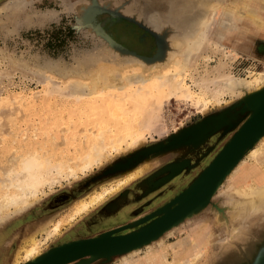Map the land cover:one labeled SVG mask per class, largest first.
<instances>
[{"label": "rangeland", "instance_id": "1", "mask_svg": "<svg viewBox=\"0 0 264 264\" xmlns=\"http://www.w3.org/2000/svg\"><path fill=\"white\" fill-rule=\"evenodd\" d=\"M93 1L135 17L155 30L162 45L169 46L167 51L163 47L166 58L146 63L115 51L91 26L82 24L88 18L87 14L82 15L83 10ZM235 1L0 0V180L11 176V169L21 170L19 161L24 155L65 163L55 182L44 184L30 200L18 207L11 205L0 215L1 237L19 221L7 245L15 238L18 245L22 240L26 244L24 233L29 228L42 251L66 241L69 232L93 220L94 213L107 200L125 188L133 191L138 182L145 184L163 172L185 143L191 150L202 141L200 152L205 151L206 160L188 183H180L170 196H177L198 177L247 118L242 96L256 89L253 79L262 76L261 82L264 81V30H256L247 19L243 36L240 23L244 20L238 17L247 14L248 7H240L233 16L229 5ZM218 3L222 4V10H216ZM108 14L102 12L97 17L104 19ZM132 23L123 20L117 28L108 26L132 49L153 54L156 37L148 31L152 37L139 41L143 30ZM237 37L243 38L238 42L241 46L233 43L232 39L236 41ZM210 42L221 49L212 51L207 45ZM191 57L192 66L180 73V63ZM220 59L227 61V72L239 80L240 87L224 92L217 103L212 93L204 94L199 82L207 68L216 66ZM175 74L183 76L189 93L173 91L164 83L166 75ZM203 125L201 130L197 127ZM195 127L198 129L180 142L161 147L182 131ZM101 132L103 155L92 160ZM257 144L258 140L244 154L240 171H254L261 166L260 161L249 156ZM185 154L188 151L181 156ZM144 160L151 162L147 170L137 178L121 182L129 170L142 166ZM261 160L264 162V158ZM226 176L212 202L182 222L166 239L173 242L193 227L202 230V236L209 238L210 243L190 264L264 262V199L256 202L254 212L242 211L229 221H219L217 211L212 208L213 202L223 206L233 205L236 200L233 185L242 177L228 173ZM171 180L166 179V184L172 183ZM111 187L114 189L87 211L75 210L81 198ZM58 201L63 203L51 206ZM110 207H117L116 200ZM161 209L156 214H163ZM57 223L60 230L48 235ZM18 245L11 247V251ZM118 258L119 254L100 257L90 264H114ZM169 258L172 259L171 252ZM24 261L22 258L15 264ZM0 262L4 264L3 259Z\"/></svg>", "mask_w": 264, "mask_h": 264}, {"label": "bare ground", "instance_id": "2", "mask_svg": "<svg viewBox=\"0 0 264 264\" xmlns=\"http://www.w3.org/2000/svg\"><path fill=\"white\" fill-rule=\"evenodd\" d=\"M240 7H243V9L248 7L247 14L243 13L241 16L238 15L240 18H243L244 20V22L242 21L243 22L242 27H244L243 30H247L248 26L245 23L247 19L254 24V28L256 30L259 31L264 30V12H262L264 9L263 0H237L235 2H231V5H229V10L232 12L234 16L237 14V11ZM215 8L217 11L222 10V4L218 3V5L215 6ZM225 8H228V6L225 5ZM214 14L215 13H213V15ZM228 18L229 15L227 17V20ZM207 45L208 46L210 45V49L212 48V51H217L221 49L219 46H216L214 43L211 44V42L210 44ZM200 51L201 50H199V52ZM209 55L210 54L206 56ZM187 61L188 62L184 64L180 63V71H179L180 73L181 71L184 70L185 67L192 66L191 62L193 61V58L191 57ZM176 74L166 75V81L164 83L167 82V84L169 85V87L172 88L173 91L182 90L186 93H189V87H187L184 84L183 76L179 78ZM262 80H263L262 76H256L253 79L252 82L257 84L256 89L264 88V81L261 82ZM238 81L239 80H237L233 75L227 72V61H225L224 59H220L216 66L214 65L209 69L207 68L206 75L202 76V81H200L199 83H201L202 85L204 94H207L208 92L212 93V98L217 103H220L222 99L221 96L223 95L224 92H228V91L233 92L235 91V89H238V87H240L239 85H237ZM211 86L214 87L212 88ZM259 127L261 128V126L258 125L255 126L254 128H251L249 132H247L245 135L241 137V139L235 145L234 149L231 150L229 154H227V156L220 164V166L217 169H215L206 178L205 184L203 185L204 187L202 186L203 188H201L202 191L200 193L198 192L194 199L193 198L191 200L189 199L190 202L184 205L181 211L179 212L177 211L176 213L172 214V216L168 220L166 219L167 225L164 229H158L157 231H153L154 233L152 232L153 234L151 233L152 235H150V237H148L147 239L143 240L142 242H138L137 244L131 247H127L125 251L119 253V258L114 264H190L195 260H197L202 255L203 251L207 248L208 244L210 243L208 241L209 238L207 239V237L205 238L202 236L203 233L201 229L193 227L189 233H187L182 238H178L173 242H168L166 241V239L170 234H172L175 231L177 227H179L182 224V222L192 218L195 215V213H198L200 210H202V208L208 206V204L212 202L211 198H213L216 195V192L220 190V187L223 185L225 181V177L229 176V175L226 176L227 173L231 174V176L241 175L242 179L238 183H236L237 184L236 186L233 185L234 198L236 199L233 205H229L227 203L222 206L218 203H214V202L211 203L212 208L216 210L218 213L217 214L218 220L219 221L232 220L233 217L235 218L242 211L248 212L251 210L254 212L256 209L255 207L257 206L256 202L264 199V162L263 160H261L264 158V133L258 139L259 144H257L256 147H254L249 153V156L251 158L260 161L261 166L254 169V171L252 170L245 171L246 169L240 171V168L243 165L244 162L243 159L246 157L245 156L243 158L244 154L246 153V151L244 150L252 143V141L250 142V137ZM197 129L198 128L186 129L182 131L180 135L174 136L172 138V141L181 140L190 133L195 132ZM99 137H100L99 143L94 146L95 155L90 157V159L92 160L100 156L102 157L103 155L102 151L104 144L102 143L103 141L102 132H101V136L99 135ZM17 156H21V155L17 154ZM17 156L15 157L17 158ZM46 158L47 157H44V159ZM46 160L49 159L47 158ZM45 161L34 156L32 157L31 155L30 156L24 155L21 157L19 161L21 164L19 165L21 168L20 167L19 168L21 170L16 172L13 171V169H11L10 170L11 176H8V178L7 177L2 178V180H0L1 182L0 183L1 184L0 215L3 212H5L7 209H9L11 205L14 207H18L24 204L25 202L30 200L32 196H35L38 190L44 184L46 183L51 184L55 182L59 178V176L62 175V174L59 175V173H61L62 165L65 164L64 162L52 163L51 162L52 160L47 162ZM150 163L151 162L149 160H144L142 166L133 167L132 169L130 168L131 170L127 172L128 174L127 177L121 180V182L131 180L132 178L135 177L137 178L145 171V169L147 170L150 167L151 165ZM226 170L228 172L225 174V177L222 178V175ZM259 170L260 172H258ZM12 187L14 188V190H12ZM1 188H5V189L1 190ZM113 189L114 187H111L110 189H106L104 191L95 193L91 195L89 198L87 197L81 198L78 204L76 205L75 210L78 213H83L87 211L91 206L99 202L107 192ZM206 192L208 193L209 199L205 198L207 196L205 195ZM124 217L126 216L124 215ZM148 217H150V215L146 216L145 218L148 219ZM103 225L105 226V224ZM103 225L101 224L99 228ZM96 227L97 226L90 227L87 230L85 229L83 231L82 230L76 231L70 229L71 231L69 232V235H67L66 238H69L67 240H71L79 237L90 236L84 234L86 232L90 233V231L95 229ZM59 230H60V226L57 223L53 226V228L49 232H47V234L48 235L52 233L55 234ZM120 234L122 235V233ZM24 237H26V241L28 240L27 243L24 244V240L20 242L18 248L15 249V251L12 253L10 257V264H15L21 261L22 258H24L25 261L32 259L43 252L40 248V243L38 242V239L35 238L34 234L31 232V228L26 229L24 233ZM198 237H201L202 240ZM142 251L144 252L142 253ZM170 252L172 253V259L169 258Z\"/></svg>", "mask_w": 264, "mask_h": 264}, {"label": "water", "instance_id": "3", "mask_svg": "<svg viewBox=\"0 0 264 264\" xmlns=\"http://www.w3.org/2000/svg\"><path fill=\"white\" fill-rule=\"evenodd\" d=\"M102 12H108L111 15L126 18L128 20L136 22L141 27L152 33L156 37L157 41L156 51L153 54L140 53L137 50L132 49L126 46L121 41L117 40L114 36H112L110 32L106 30V28L103 26V22L98 20L97 16ZM83 14H87L88 18L86 21H83L82 24L91 26L96 34L102 37L107 42V44L111 46L115 51H118L119 53L124 55H133L146 63L162 61L166 58V51L167 47L169 46L166 43L164 44V46L166 47L165 51L163 49L164 46L161 43L162 41L160 39V35L151 27L144 24V22L137 20L135 17L125 15L121 11L110 6H103L96 1H93L92 4L86 7L83 10L82 15ZM163 33L167 35V32L163 31ZM242 98L243 106L248 112L247 118L242 122L239 129L217 153L210 164L205 169H203L198 177L194 179V181L181 193H179L162 207L161 210H164V212H162L163 214L154 218L152 221H150L140 229L126 232V234L122 233L121 235L120 233L115 232L123 229L124 227L130 226L131 224L110 230H104L97 235H90L63 241L54 246L48 247L36 257L26 260L21 264H90L100 257L109 258L112 255L119 254L122 251H125L127 247H131L138 242H142L143 240L150 237V235L154 233L153 231L164 229L167 225L166 219L168 220L172 216V214L176 213L177 211H181L184 205L190 202L192 198L194 199L198 192L200 193L202 191L201 188L204 187L203 185L205 184L206 178L220 166L227 154H229L231 150L234 149L235 145L243 135L249 132L251 128H254L257 125L261 126V128L259 127L258 129H256L250 137V142L252 141L253 143L254 141L258 140L259 137L264 133V88L247 92L242 96ZM204 125L206 126L208 125V123H205ZM197 127L201 129L203 126ZM180 141H172V139H170L168 144H162L161 147L171 145ZM252 143L250 144V146L252 145ZM250 146H248L244 151L247 152ZM181 164L182 162L174 164L175 166L171 167L172 172L176 171V168H179ZM227 170L223 173L222 178L225 177V174L228 172ZM205 195L207 196L204 197L206 199H209L207 192ZM154 214L155 213H152L150 216H153ZM144 220H146V218L140 219L139 221ZM262 264H264V262Z\"/></svg>", "mask_w": 264, "mask_h": 264}, {"label": "flooded vegetation", "instance_id": "4", "mask_svg": "<svg viewBox=\"0 0 264 264\" xmlns=\"http://www.w3.org/2000/svg\"><path fill=\"white\" fill-rule=\"evenodd\" d=\"M108 15L109 16L106 18H104V19L98 18V20L102 21L103 26L106 28V30L108 32H110L112 34V36H114L117 40H119L115 36V34L110 30L108 25L113 26V28H117L119 25V22H121L123 20L126 22H130V23H132L133 21H131V20L128 21V19H126V18H121V17L116 16L118 18V20H117V18H114L113 16H111V14H108ZM132 24L137 25L138 27H140L143 30L142 35H140L138 38L139 41L145 42L146 39H150L152 37L148 33V31L146 29H144L143 27H141L138 23L134 22ZM153 39H154V37H153ZM126 46H128V45H126ZM135 50L139 51L138 49H135ZM203 127H204V125H203ZM201 142L202 141H200V144L198 147H194L195 149H191V150L188 149V147H189L188 144H186V143L183 144L182 146H180L181 148L180 149L178 148V150L176 151L175 156H177V158L170 161V163H169L170 165L166 166L165 170H163V172H161L153 180H151L149 182H145V184H141L142 181H140L137 183V187L133 191L131 188H125L122 191H120V194L118 196H115V197L107 200L100 207L99 211L94 213V216L92 218H94V217L95 218L93 220L89 221V223H84V224H86L85 229L87 230L88 228H90L91 227L90 225H93L96 222V218H99L100 222L103 221V222H101V224L102 225L105 224V226L104 225L102 226L103 229H101V230H104V229L110 230V228L114 229L116 227L118 228V227H121L124 225H130L133 223L132 226H127V227H125L126 229L123 228V229L115 232V233H126V232H130V231L139 229L140 226L146 225L151 220H153L155 217L159 216L160 214H158V213L156 214V211L160 207H163L167 202L170 201V199L173 198L172 196H170V194L173 193L178 188V185H181L184 182L188 183V181L191 179V176L196 173V169L198 168V166L200 164L202 165L204 163V161L206 160L204 158V155H203V153H205V151L200 152V148H201V144H202ZM187 151H188V154L181 156L183 153H186ZM180 153H182V154H180ZM192 155H197V156H192ZM178 162H182L183 165L180 166L179 168L177 167L176 171L172 172L171 167L175 166L174 164H176ZM193 167H196V168L194 169ZM159 178H160V180H159ZM166 179H167V181H170L171 179L173 181L171 180L172 183L168 182L167 183L168 185H167ZM176 180H178L179 182H177ZM166 185L169 186L168 187L169 189L167 190V192H166V189H167ZM183 188H184V186H182L179 190H181ZM130 189H131V191H130ZM125 191L127 192V194H124ZM67 196H69V195H67ZM67 199L68 198H66V200ZM114 200H116V202H117V207L115 209L110 207V203L113 202ZM63 202H64V200H63ZM63 202L58 201V202L52 204L51 206L52 207L58 206ZM122 211H124V212H122ZM150 213H155V214L151 218L145 220L143 224L140 223L138 225L139 222H137V221H139L140 219L145 217L146 214L148 215ZM119 214H120V216H119ZM124 215L126 217H124ZM112 222H115V223H112ZM101 224H98V225H101ZM109 224H110V226H109ZM98 225L94 224V226H92V227H95ZM18 227H19V221H17L16 224L12 226V228L10 229L8 234H6V236H3V237L0 236L1 237L0 238V259L4 260V264H10V257L12 255V253L14 252V250L11 251V247L18 245L17 244L18 241L16 238L15 239L13 238L14 240L11 242L12 244L10 246L7 245L8 240L10 241V239H12V237L14 236L13 233L15 232L16 229H18ZM85 229H82V231ZM128 229H130V230H128ZM94 231H96V230H94ZM94 231L91 230L90 233L86 232L84 235H90V234L91 235H97L100 233V231H99V233L98 232L93 233ZM66 239H69V238H66ZM0 264H2V263L0 262Z\"/></svg>", "mask_w": 264, "mask_h": 264}, {"label": "crops", "instance_id": "5", "mask_svg": "<svg viewBox=\"0 0 264 264\" xmlns=\"http://www.w3.org/2000/svg\"><path fill=\"white\" fill-rule=\"evenodd\" d=\"M263 2H264V0H263ZM233 11H234V10H233ZM234 12H235V11H234ZM262 12H264V10H263ZM238 18L241 19L240 17H238ZM234 23H236V21H235ZM240 25H243L242 20H241ZM240 25H239V27H240ZM237 28H238V27H237ZM243 28H244V27H242L241 29H242L243 36H244L245 33H246V30H243ZM233 29H234V28H233ZM238 29H239V28H238ZM239 30H240V29H239ZM261 31H263V30H261ZM227 34L230 35V33H227ZM243 36H242V37H243ZM237 39H238V40H236V41H235L234 39H232V40H233V43H236V44L240 45L238 42H240V40L243 39V38L237 37ZM228 40H230V39H228ZM240 46H241V45H240ZM97 222H98V223H97ZM99 222H100V219H99V218H96V222H95V224H96V223H97V225H98V224H101V222H100V223H99ZM112 223H114V222H112ZM85 225H86V224L78 225V226H77V228H78L77 231L82 230V229H85V228H86ZM90 226L92 227V226H94V224H93V225H90ZM99 226H100V225H98L95 229H93V230H96V231H94L93 233H97V232L99 233V231H100L101 229H103L102 226H101L100 228H99ZM97 228H98V229H97ZM101 231H104V230H101ZM101 231H100V232H101ZM90 235H91V234H90Z\"/></svg>", "mask_w": 264, "mask_h": 264}]
</instances>
